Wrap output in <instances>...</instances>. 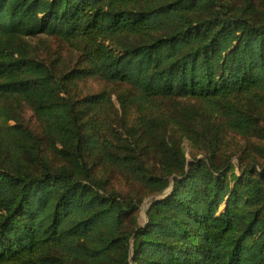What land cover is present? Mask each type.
<instances>
[{
	"label": "trees",
	"instance_id": "obj_1",
	"mask_svg": "<svg viewBox=\"0 0 264 264\" xmlns=\"http://www.w3.org/2000/svg\"><path fill=\"white\" fill-rule=\"evenodd\" d=\"M0 264H264V0H0Z\"/></svg>",
	"mask_w": 264,
	"mask_h": 264
},
{
	"label": "rangeland",
	"instance_id": "obj_2",
	"mask_svg": "<svg viewBox=\"0 0 264 264\" xmlns=\"http://www.w3.org/2000/svg\"><path fill=\"white\" fill-rule=\"evenodd\" d=\"M90 80H92L91 78H89ZM88 79V80H89ZM89 80V81H90ZM113 100H115V97H114V95H113ZM115 103H116V105H118L117 104V102L115 101ZM24 119L27 121V123L33 128V129H38L39 128V126H38V122L36 121V119H35V117L33 116V114H32V111H31V109L30 108H28L27 106H25L24 107ZM37 131H39V130H37ZM185 144H186V142H185ZM186 151L188 152V154H189V148H188V145L186 144ZM169 189V187H167L166 188V190H168ZM165 190V191H166ZM154 196H148V197H146L145 199H144V201H143V203H142V206H141V208H140V218H141V220L143 221L144 219H146V213H145V209H146V207L148 206V204H149V202L151 201V199L153 198ZM91 231V230H90Z\"/></svg>",
	"mask_w": 264,
	"mask_h": 264
}]
</instances>
